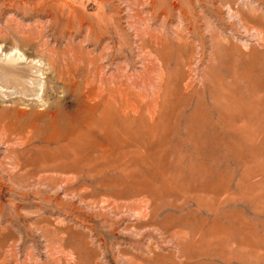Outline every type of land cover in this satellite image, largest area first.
<instances>
[{
    "label": "rangeland",
    "instance_id": "374dc122",
    "mask_svg": "<svg viewBox=\"0 0 264 264\" xmlns=\"http://www.w3.org/2000/svg\"><path fill=\"white\" fill-rule=\"evenodd\" d=\"M14 42L59 73L0 88V264H264V0H0Z\"/></svg>",
    "mask_w": 264,
    "mask_h": 264
},
{
    "label": "bare ground",
    "instance_id": "6f19581e",
    "mask_svg": "<svg viewBox=\"0 0 264 264\" xmlns=\"http://www.w3.org/2000/svg\"><path fill=\"white\" fill-rule=\"evenodd\" d=\"M1 53H4L5 61H8L12 65H16L20 60H25L26 67L25 71L2 67L0 71L1 89H13L25 96H33L36 94L40 103H44L51 98L56 91L53 76L59 73L54 67L52 68L51 73L44 72L41 66L42 63L37 59L38 57L33 49H22L16 42L8 45L6 44L1 48ZM4 57H2V59H4ZM78 81L79 80L76 77H73V79L63 78L64 90L70 91L71 94H75L79 91ZM73 119L75 121L77 118L73 116Z\"/></svg>",
    "mask_w": 264,
    "mask_h": 264
}]
</instances>
